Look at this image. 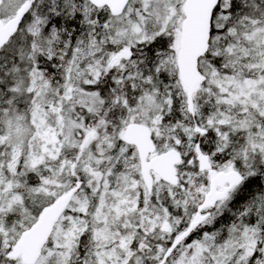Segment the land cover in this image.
I'll list each match as a JSON object with an SVG mask.
<instances>
[{"label": "snow or ice", "instance_id": "snow-or-ice-1", "mask_svg": "<svg viewBox=\"0 0 264 264\" xmlns=\"http://www.w3.org/2000/svg\"><path fill=\"white\" fill-rule=\"evenodd\" d=\"M0 264H264V0H0Z\"/></svg>", "mask_w": 264, "mask_h": 264}]
</instances>
